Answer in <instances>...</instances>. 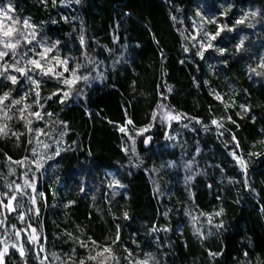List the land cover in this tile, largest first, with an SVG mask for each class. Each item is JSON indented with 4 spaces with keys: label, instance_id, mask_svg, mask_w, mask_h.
I'll return each mask as SVG.
<instances>
[{
    "label": "trees",
    "instance_id": "1",
    "mask_svg": "<svg viewBox=\"0 0 264 264\" xmlns=\"http://www.w3.org/2000/svg\"><path fill=\"white\" fill-rule=\"evenodd\" d=\"M222 1L0 0V5L11 4L19 29L27 20L37 25L38 38L49 44L59 40L49 54L67 58L70 70L81 65L76 75L89 78L73 86L63 104L57 97L47 100L61 87L55 78L39 74L37 88L17 74L16 85L0 84V94L12 90L5 106L28 93L24 103L36 111L38 91L42 115L53 113L44 120L29 117L28 111L21 120L16 109L8 113L11 120L0 114V126H7L0 134V193L11 196L13 187L7 185L19 184L23 172L43 193L31 222L40 235V250L29 245L24 257L12 252L5 264H117L113 256L119 264H264V68L250 71L251 57L264 58V17L246 18L248 41L241 52L235 50L237 32L230 28L211 41L214 48L205 54L219 67L210 72L206 56L196 54L189 16L202 19L208 9L220 11ZM227 1L231 7L220 18L223 24L248 0ZM219 48L226 49L223 55ZM50 64L62 71L55 61ZM160 103L186 116L169 121L157 108ZM29 119L43 133L29 132ZM213 119L223 127L213 125ZM58 121L67 123L62 138ZM148 135L153 142L144 150ZM56 139L59 156L52 148ZM43 144L50 147L38 149ZM233 151L246 161V174ZM34 160L44 163L39 171ZM169 163L180 170L176 173L186 167L184 175L191 178L175 184L163 167ZM109 173L124 187H110ZM172 187L175 193L167 195ZM205 214L216 216L212 226ZM221 221L224 227L217 229ZM198 228L203 237L195 234ZM104 247L112 254L88 259Z\"/></svg>",
    "mask_w": 264,
    "mask_h": 264
},
{
    "label": "snow or ice",
    "instance_id": "2",
    "mask_svg": "<svg viewBox=\"0 0 264 264\" xmlns=\"http://www.w3.org/2000/svg\"><path fill=\"white\" fill-rule=\"evenodd\" d=\"M53 3L55 4V0H53ZM12 11L11 4L9 3L7 8H4L0 6V18H8L11 19V17L8 15ZM199 15V13H197ZM247 15V14H246ZM251 15L255 17L258 15V12H252ZM246 18V17H245ZM66 19V18H65ZM175 19V18H174ZM214 22V21H211ZM55 23V21H54ZM237 24H242L244 23V19H240L236 21ZM249 27H252V25H249ZM37 28V25L34 24H29L27 20L23 21V28L21 29H14L12 27H5V25L0 22V84H3V82L10 81L12 85H16L19 83L18 80V75L20 78L25 80L30 84V86L34 87H39L40 81L35 78L37 70H39L40 76L44 77L47 76L49 78H55L58 83L61 84V87L58 88L56 91L52 93L51 96L47 97V100H52L53 97H57L60 100V103L63 104L64 100L68 98L72 92L73 86H75L77 83H79L81 80L87 82L88 81V76H78L76 75L77 70L81 67V65L77 64L75 68H72L71 70L68 67L69 60L67 58L64 59H59L58 56H53V60L57 62V66H62L63 70L62 71H56V67L52 66L48 59H47V54L51 53L53 49H55L59 44L60 41L56 40L54 43L49 44L46 42L45 37L37 38L40 34L35 31ZM31 29V31H29ZM224 30V26L218 27V30L215 32V34L212 33H204V36L201 37L199 40H196L195 36H192L191 38L195 41L193 46H196L197 44L199 47L197 48V55L203 58L204 51L210 48H214V45L211 43V41L216 40V38L220 35L221 31ZM14 33H17L14 35ZM205 39H207V43L205 42ZM80 43L83 46L84 45V38L83 36L80 37ZM157 44H159V41H156ZM244 46V39L240 40V43L236 45L237 52H239ZM39 49V51L37 50ZM221 55L224 54L226 49L224 48H219L216 49ZM185 51H188L187 48H185ZM87 55V53H85ZM161 55L163 56V53L161 52ZM5 57H9V61H5ZM183 63V61L181 62ZM47 65V67H46ZM260 67L264 68V58L261 59V63L259 65ZM71 71V75L69 77H65L64 73ZM250 71L255 72L256 70L253 68H250ZM18 74V75H17ZM256 75H261V73L257 72ZM207 83V81L205 82ZM67 88V91L65 90ZM11 91H4L2 94H0V114H3L7 119L11 120L13 117L12 115H9L8 113L12 111V109H16V112L19 113V118L21 120H24V113L25 111H28L29 117H35L37 120H44L45 116L51 117L53 113L45 111L42 115L41 110L43 109L44 106L40 103V93L38 91L35 92V101L33 102L37 109L36 111H31L32 104L24 103L26 100L28 93H25L23 96H21L19 99L13 98L11 99V104L5 106V101L8 100L11 96ZM171 91V89H169ZM212 95H214L215 99L218 101H221L223 103V98L219 93L213 92ZM164 97L162 96V100ZM21 107H17L20 106ZM225 109L229 107V105L225 104ZM242 109L245 111L248 110L244 105L240 106ZM158 109L163 110V115L167 117L169 121L171 120H182L186 114H181V113H175V110L170 108V106L165 105L164 103H160L157 105ZM7 109V110H6ZM153 119L155 120L157 117V113L153 112L152 114ZM190 119H195V118H190ZM228 121L235 123V121L231 120V117H227ZM200 121L197 120V123ZM32 121L29 119L26 121V126L28 127V131L32 132L35 131L38 135L43 133V129L36 128L33 129L31 127ZM127 124L131 125L132 121L129 119L127 121ZM213 125H217V127H223L222 124L219 123L217 119L212 120ZM56 126L60 128L59 131V136L62 138L67 134L66 128H67V123L65 121H58L56 122ZM7 126L3 125L0 126V134H3L5 132V128ZM187 127V125H185ZM121 132H125L126 128L121 127L120 128ZM147 131V129H142L141 132ZM222 134V133H221ZM13 135H17L16 133H13ZM129 139L132 140V152H135V139L132 138L131 136ZM151 140V137L146 138L143 143L147 145L149 141ZM232 140L235 141V147H239V142L236 141L235 134L232 135ZM39 143V141H37ZM32 143V140H29V144ZM58 143V141H57ZM45 148L50 147V145L45 144ZM60 148L57 147L55 149V155L59 156L60 155ZM125 152H127V149H124ZM32 154L33 156L37 155L35 148L32 149ZM233 158L237 160L239 163L241 169L245 172H247V165L246 161L240 156H237V153L233 151L231 153ZM249 155H255V153H249ZM52 156L47 157V159H52ZM11 159V158H9ZM27 159V157H25ZM16 163H22V161H17ZM33 163L36 165L37 171H39L43 166L44 163L43 161L40 160H34ZM136 167H139L137 164ZM25 176H27V173H25ZM15 183V182H13ZM9 188H11V185H7ZM110 187L113 186H119V187H124L120 183L119 180H113L112 184L109 185ZM31 189L32 193H28L27 189ZM36 192L35 184L32 183L29 179L24 180V187L22 189V186L19 184H16L15 190L13 191V194L11 196L8 195V193H0V196H3L7 199V203L5 204L2 199H0V206H2L6 211L8 212H13L16 211L18 208L23 207V201L17 200V195L16 193H20L21 197L27 196L31 202V204L35 205L36 204V196L34 195ZM40 196H43V193L39 194ZM14 201H17V203L13 204ZM72 203V202H70ZM31 211V209H29ZM223 212V209L220 210V212H217L215 215L219 216ZM37 215L39 214V210L36 209ZM24 213H20L18 216V219L23 220L24 219ZM125 217H127V213H125ZM208 224L210 226L213 225V217L209 216L207 220ZM6 224V217L3 219H0V227H5ZM217 229H222L224 227L223 222L221 221L220 223H217L214 225ZM13 229L14 236L19 239L21 235L20 230H16V225L11 226ZM29 228H31V225H28ZM118 227V226H117ZM36 229L31 228V234L29 235L28 239L29 242L35 243L38 240V237L35 235ZM199 237H203V232L198 228L196 229V233ZM8 233L7 229L5 228V232L3 236H0V264H5V257L9 251V248L16 249L21 257L25 256V251L23 244L17 245L16 243H10L7 239ZM119 240V235L117 234L116 239L113 241V243H116ZM93 244H95V241H92ZM80 244L82 247H85L84 241H80ZM75 251V250H73ZM127 251V249H125ZM103 253H109L112 254V250L110 247H104L102 251L97 252L96 256H89V260H96L97 256L103 255ZM209 255H214L213 253H209ZM247 255V253H245ZM131 256V253H129V257ZM116 259L117 264H119L118 258ZM43 264V262H41ZM80 264H84V261L81 260ZM101 264H106V261H102ZM136 264H148L147 260L144 261H137Z\"/></svg>",
    "mask_w": 264,
    "mask_h": 264
},
{
    "label": "rangeland",
    "instance_id": "3",
    "mask_svg": "<svg viewBox=\"0 0 264 264\" xmlns=\"http://www.w3.org/2000/svg\"><path fill=\"white\" fill-rule=\"evenodd\" d=\"M8 5L9 4L7 3L4 5H0V6L7 8ZM230 7H231V2H229L227 0H223L220 4V9H221L220 11H211L208 9L205 12V15H203L202 19L195 18L193 16H191V17L189 16V25H190V29H191V36H195L196 40H199L201 37L204 36L205 32L212 33V32H210V25H215L214 28L216 31L218 30V27L224 26V29L230 28V29L235 30L237 32L236 41L234 43L235 48H236V45L240 43L241 39H244V46H246L247 41H248L246 28H244L243 23L237 24L236 21L240 20V19H244V23H245L246 18H250V21H251V19L253 18V16L251 15L252 12H258V15H256V16L261 15L264 17V0H248V1H246V3L244 4V8L242 10H240V12L238 13V15L236 17L231 22L223 24V22L220 20V18H224L226 16V13L228 14ZM8 15L11 17V19L0 18V22H2L5 25V27H12L14 29H19V27L17 26V20L14 16L13 12L11 11L10 13H8ZM204 21H206L207 26H204ZM211 21H214V22H211ZM29 31H31V29H29ZM16 34L17 33H14V35H16ZM205 42L206 43L208 42L207 39H205ZM194 43H195V41H194ZM196 47L198 48L199 45L197 44ZM37 50L39 51V49H37ZM208 50L209 49H207L206 51H208ZM235 50L237 51V49H235ZM206 51H204L203 55L206 56L207 67L210 70V72H212L214 69L219 67V63L211 54H208V55L205 54ZM241 51H242V49L239 52H241ZM53 56H56V55L49 54V53L47 54V59H48L49 63L51 61H55L52 59ZM261 59H262L261 56H259V58H257V59L254 57L253 58L251 57L250 63L254 69L257 67H260L259 65L261 63ZM55 63H57V62L55 61ZM46 67H47V65H46ZM60 67L63 70L62 66H60ZM38 76H39V70H37L35 77H38ZM228 96H230V93L228 94ZM57 140L58 139H56L55 144L52 146L54 152H55V149L57 147L60 148V146H61L59 142L57 143ZM40 148L43 149L44 144L42 146H40L38 149H40ZM163 167L165 169V172L168 173V178L171 179V175H172V177L174 178L173 182L177 185H179L178 183H180V182H181L180 184H184V183H186V181L188 179L191 178L188 176L186 177L184 175L185 171H186V167L182 168L181 173H176L175 170H177V171H180V170L177 167H174L173 163H169L168 165H164ZM25 173H27V175H28V172H23L22 177H21V182L19 183V185L22 186V189L24 187V180L26 178L30 180V177L25 176ZM108 176H109V179L114 180L113 175L111 173H109ZM14 181H16V180H14ZM170 181L172 182V180H170ZM31 182L34 183L36 186L35 178H34V181H31ZM15 186H16V184H13V186H11V187H13V190H15ZM173 191H175V189L173 187L169 188L168 191L166 192V194L170 195V193ZM27 192L31 194L32 190L29 188V189H27ZM173 193H175V192H173ZM16 195H17L18 201L22 199L23 207L18 208L16 211L8 212L2 206H0V219H3L6 217L5 227H0V236L4 235L5 228H6L7 233H8L7 239L10 243H16L17 245L23 244L25 253H26V250L28 249L29 245H32L35 251H37V250L39 251L40 250L39 249L40 235H39L38 229L31 223L32 220L34 221L36 216H37L36 209H38L37 200H38L39 194L36 190V192L34 194L36 196V204L35 205L31 204V202L27 196L21 197L20 193H16ZM0 199L3 200L4 197L0 196ZM4 203L5 204L7 203V199L4 201ZM16 203H17V201L13 202L14 206ZM29 209H31V211H29ZM22 212H25L24 213L25 215H24V219L20 220V219H18V216ZM209 216L213 217V221L216 220V216L214 214H205L204 217L206 219H208ZM29 224L31 225V228L36 229L35 235L38 237V240L35 243L29 242V239H28L29 235L31 234V228L28 227ZM12 225H16V230L21 231V235H20L19 239H17L14 236L13 229L11 227ZM15 251H17V250L9 248L7 255H9L10 253L15 252Z\"/></svg>",
    "mask_w": 264,
    "mask_h": 264
},
{
    "label": "water",
    "instance_id": "4",
    "mask_svg": "<svg viewBox=\"0 0 264 264\" xmlns=\"http://www.w3.org/2000/svg\"><path fill=\"white\" fill-rule=\"evenodd\" d=\"M148 137H151V140L149 141V143H148L147 145H145V144L142 142V148H143L144 150L149 149V148L151 147V145H152V142H153V136H152V135H148V136H146V137L144 138V140H145L146 138H148ZM144 140H143V141H144Z\"/></svg>",
    "mask_w": 264,
    "mask_h": 264
}]
</instances>
